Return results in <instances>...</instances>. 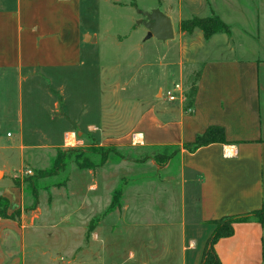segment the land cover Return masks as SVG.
Listing matches in <instances>:
<instances>
[{
    "label": "crops",
    "instance_id": "1",
    "mask_svg": "<svg viewBox=\"0 0 264 264\" xmlns=\"http://www.w3.org/2000/svg\"><path fill=\"white\" fill-rule=\"evenodd\" d=\"M96 1L110 7L120 4V0ZM82 3L83 0H0V196L10 202L9 214L22 211L18 220L0 218V264H62V218L56 219L52 209L43 211L41 203L35 210L26 211L16 178L9 188H2V182L12 167L9 154L25 151L28 146L27 159L31 161L35 154L64 149L68 136L82 130L68 128L64 120L69 114L63 109L67 75L76 79L82 73L88 66L84 52L91 53L92 46L101 40L98 34L92 37L84 29ZM151 9L155 7L145 11ZM240 12L243 23L213 13L230 26L229 33L219 32L210 38L200 30L184 34L194 44H204L209 49L200 67L201 78L191 111L183 102L174 105L144 101L143 111L131 130L132 143L150 149L194 143L212 126L225 131V144H212L194 153L181 149L166 163L169 165L174 158L179 161L177 179L187 189L183 200L188 193L197 204L190 221L181 219L176 224L178 221L171 220L176 226H167L177 240L175 264H201L206 243L216 229L215 221L261 210L264 204V0L256 3L250 17ZM248 17L253 18L252 23H248ZM89 37L96 38V43L88 42ZM107 71L103 68V73ZM107 80L104 76L103 83ZM41 83L49 86L47 97L54 99L51 119H62L60 144L36 122L25 123L24 109L29 102L31 106L34 103L31 99L36 85ZM51 83L57 84V90L50 88ZM159 95L161 92L157 98ZM29 112L33 120L34 109ZM11 126L19 132L17 140L5 133ZM85 130L100 132L95 124ZM26 133L42 135V139L35 142ZM230 145L237 146L238 155L225 158L224 146ZM159 174L162 183L171 179ZM93 175L90 184L97 189ZM140 191V186L128 185L123 195L129 198ZM138 215L142 216L141 210ZM215 249L221 264H264V224L254 220L235 224L234 235L219 240ZM132 255L129 261L136 259L131 264L158 263L157 258Z\"/></svg>",
    "mask_w": 264,
    "mask_h": 264
},
{
    "label": "rangeland",
    "instance_id": "2",
    "mask_svg": "<svg viewBox=\"0 0 264 264\" xmlns=\"http://www.w3.org/2000/svg\"><path fill=\"white\" fill-rule=\"evenodd\" d=\"M119 2V7H110L101 1L83 0L84 29L92 37L98 34L101 40L92 46L91 53L84 52L88 66L82 73L77 74L76 79L69 75L67 80L64 79L67 100L63 109L69 114L64 122L70 129H82L74 131L75 142L65 146L64 150L83 149L93 162L99 163L101 148L116 147L133 160L113 157L93 173L78 169L71 160L67 170L58 176L37 179L40 172L52 167L58 150L45 155L35 154L34 160L28 161L30 150L26 144L25 151L8 155L12 167L2 182V188H9L13 177L16 178L24 209L32 205V189L35 187L42 210L52 209L56 219L62 218V264H131L136 259L129 261L131 253L136 257L157 258V264H175L177 240L176 236L172 238L168 227L173 224L174 228L181 219L190 221L197 204L188 193L187 199L183 200L187 189L177 179L180 176L177 159L167 166L154 159L142 164L134 162L155 150L134 145L131 130L143 111L144 101L160 100L174 105L183 102L184 106L187 102V95L209 49H205L204 44H194L191 37L185 36L181 30L182 22L220 13L227 20L243 23L240 11L250 17L259 0ZM150 7L160 8L171 19L173 40L163 43L154 38L147 39V30L137 22L143 19L140 13ZM249 17L248 23H252L255 16ZM101 67L108 69V73H103ZM104 76L108 78L105 84ZM46 86L42 83L36 85L31 99L34 103L31 106L29 102V107L24 109L27 114L25 123L36 122L44 133L52 134L51 138L60 144L63 140L62 119H51L54 99L47 97ZM50 88L57 90V84L51 83ZM159 92L161 95L157 98ZM169 92L174 94L175 101L169 100ZM33 109L35 118L30 120L32 114L29 111ZM90 124L99 125L102 135L87 132L85 129ZM7 129L5 133L9 132L12 140H17V128L11 126ZM26 135L35 142L42 139V135ZM28 171L32 173L28 174ZM159 173L169 175L171 179L162 183ZM92 174L97 189L90 184ZM2 176L0 173V180ZM31 178L37 180L33 182ZM128 185L140 186L142 191L125 198L123 191ZM119 190L122 192L119 206L110 210ZM140 210L142 216L138 215ZM171 220L178 222L174 224ZM91 226L94 229L90 233Z\"/></svg>",
    "mask_w": 264,
    "mask_h": 264
},
{
    "label": "trees",
    "instance_id": "3",
    "mask_svg": "<svg viewBox=\"0 0 264 264\" xmlns=\"http://www.w3.org/2000/svg\"><path fill=\"white\" fill-rule=\"evenodd\" d=\"M181 30L185 33H192L195 30H200L205 38H210L216 33L219 32H230V26L225 24L221 18L213 14L210 17L207 18H192L190 20L183 21L181 24ZM201 78V71L197 72L196 78L191 86L190 92L187 95V102L185 104V109L188 110L192 108L194 104V100L197 94V86L198 82ZM226 141V135L225 131L222 127L212 126L207 129V131L201 135L198 136L194 143L191 144H184L183 146H176V147H163V148H151L155 151L152 154H146L141 159H135L134 162L136 163H145L146 161L150 159H154L155 162L159 164H165L168 163L175 155H177L181 149H184L188 152L194 153L198 149L202 147H206L212 144H225ZM145 148V147H141ZM150 149V148H148ZM101 150V160L99 163L93 162L92 158L89 157L88 152L84 151L80 148H70L68 150L59 149L57 151L56 158L53 162L52 167L48 171L40 172L39 177L37 179L42 178H52L56 177L59 174L65 172L68 167V163L71 160H74L76 163V166L80 170H90V171H96L98 168H101L105 163L114 158H118L120 160H128L132 161V157L126 156L122 154V152L117 149L116 147L108 148L107 150H104L103 148ZM161 150V151H158ZM98 154V152H96ZM37 179L31 178V181H36ZM16 186H19V183H15ZM34 184L31 182V187H33ZM32 195H33V203L32 205L26 209V211L35 210L39 205V198H38V191L34 187L32 189ZM122 195L121 190L115 193L114 195V201L110 205V210L115 209L119 206V199ZM10 202L7 198L0 196V218L1 219H11V220H18L21 217L22 211L18 210L13 214H9ZM257 221L261 224H264V204L261 210L251 212L246 215H240V216H227L224 217L218 221H215L214 224L216 226L215 231L211 235V237L208 239L201 264H221V261L218 257V254L216 252L215 246L217 242L224 238H230L234 235V226L238 223H245L250 221ZM94 229V226H91L89 229V232L91 233Z\"/></svg>",
    "mask_w": 264,
    "mask_h": 264
},
{
    "label": "water",
    "instance_id": "4",
    "mask_svg": "<svg viewBox=\"0 0 264 264\" xmlns=\"http://www.w3.org/2000/svg\"><path fill=\"white\" fill-rule=\"evenodd\" d=\"M146 20H139L138 25H143L148 32L147 39H156L159 42L166 43L175 37L171 19L161 12L160 8L151 9L140 13ZM88 42L96 43L97 39L87 38Z\"/></svg>",
    "mask_w": 264,
    "mask_h": 264
},
{
    "label": "clouds",
    "instance_id": "5",
    "mask_svg": "<svg viewBox=\"0 0 264 264\" xmlns=\"http://www.w3.org/2000/svg\"><path fill=\"white\" fill-rule=\"evenodd\" d=\"M225 147V158H233L238 155V148L236 145L224 146Z\"/></svg>",
    "mask_w": 264,
    "mask_h": 264
},
{
    "label": "built area",
    "instance_id": "6",
    "mask_svg": "<svg viewBox=\"0 0 264 264\" xmlns=\"http://www.w3.org/2000/svg\"><path fill=\"white\" fill-rule=\"evenodd\" d=\"M177 89H178V87H177ZM168 98H169L170 101H175L176 100V97L174 96V94H172L170 92L168 93ZM188 111L190 112L191 110L189 109ZM27 173L28 174H31L32 172L31 171H28Z\"/></svg>",
    "mask_w": 264,
    "mask_h": 264
},
{
    "label": "bare ground",
    "instance_id": "7",
    "mask_svg": "<svg viewBox=\"0 0 264 264\" xmlns=\"http://www.w3.org/2000/svg\"><path fill=\"white\" fill-rule=\"evenodd\" d=\"M75 142V135L74 134H70L68 136V140H67V143L68 144H73Z\"/></svg>",
    "mask_w": 264,
    "mask_h": 264
},
{
    "label": "flooded vegetation",
    "instance_id": "8",
    "mask_svg": "<svg viewBox=\"0 0 264 264\" xmlns=\"http://www.w3.org/2000/svg\"><path fill=\"white\" fill-rule=\"evenodd\" d=\"M143 20H146L145 18H143Z\"/></svg>",
    "mask_w": 264,
    "mask_h": 264
}]
</instances>
